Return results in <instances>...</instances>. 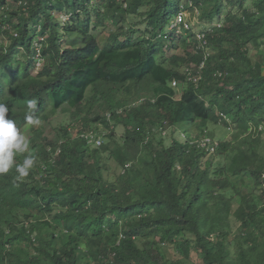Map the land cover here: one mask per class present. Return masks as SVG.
<instances>
[{"label": "trees", "instance_id": "obj_1", "mask_svg": "<svg viewBox=\"0 0 264 264\" xmlns=\"http://www.w3.org/2000/svg\"><path fill=\"white\" fill-rule=\"evenodd\" d=\"M15 1L0 29L10 39L0 45V102L23 135L30 129L36 162L27 177L15 164L0 174V264H185L193 249L203 264H264V0ZM182 4L202 30L164 33ZM98 24L114 27L104 45ZM31 99L39 127L25 120ZM50 108L73 130L51 127L49 138ZM211 123L232 139L217 140ZM99 125L101 146L79 135ZM110 158L122 170L114 178Z\"/></svg>", "mask_w": 264, "mask_h": 264}, {"label": "rangeland", "instance_id": "obj_2", "mask_svg": "<svg viewBox=\"0 0 264 264\" xmlns=\"http://www.w3.org/2000/svg\"><path fill=\"white\" fill-rule=\"evenodd\" d=\"M16 2L17 1H15V0H7V6H6V9H5V12H6V10H7L8 13H9L10 10L11 11H18L20 6H19V3L18 2L16 3ZM1 12L2 11H0V13ZM56 14H58V13H56ZM130 19L137 20L138 18L130 17ZM187 19L191 23V25H192L191 27H193L194 30H202V25L200 23L201 20L198 17V11H190L188 9ZM66 20L70 21L71 24H76L75 17H72V19L67 17V18H65L64 21H66ZM15 21L17 22V20H15ZM126 26L128 27L129 24H126ZM113 28H114L113 26L109 27V26H106V25L103 26V25L98 24V29L96 31H93V33H94V35H96L99 38L101 44L104 45V44L107 43V38L109 36V33H110L111 29H113ZM171 29H172L171 25L168 24L166 29L164 30V33H170ZM180 35H181L180 33H177V35L172 34V36H171V34H169V36L171 38H173V41H175V44H176L175 46L178 47L177 53L184 54V52L186 50H188L190 47L189 48H185V47L181 46L182 43H181V39H180L181 36ZM73 36H74V39H72V40L70 39L69 41L72 43V42H74V40H76V42H74L75 45L81 44V41H82L81 34L77 33L76 34V38H75V34H73ZM9 43H10L9 37L0 38V45L9 44ZM194 49L195 48H192V50H194ZM172 52L173 51H168L167 54L169 55ZM20 55H22V54H20ZM38 71L39 70H35L34 69L32 72L34 74H36ZM174 86L179 91L178 92V97H179L181 95V86H180V84L178 82ZM89 91L91 92V91H93V89L90 88ZM51 113H52V109L50 108V110H47L46 115H45V116H48L47 118H49L50 121L45 123V125H43L44 126L43 128L45 129V133H46V135L49 138L53 137V135H51L50 131H49L51 127H60L62 124L63 125L70 124L73 121L69 114L59 113L57 115H53L52 117H50ZM36 127H38V125H36ZM79 127H80V125L78 123L76 128L78 129ZM113 127H114V125H113ZM208 128H209L211 134H213V136H215V138L217 140H219V141L220 140H224V139H232V136H233L232 130L228 129V127L223 125V124H213V123H211V124H209ZM115 129H116V131H115L116 138L120 139V136H122V133L124 132V128H123V126L119 125V126L115 127ZM100 130L101 131H107L108 129L104 128L102 125H99L98 131H100ZM182 131L183 132H187V126L185 124L182 127ZM74 133H77V131H75ZM30 134H31L30 129H28L26 131V133H24L26 138H28L30 136ZM169 136H171V135L170 134L167 135L168 138L165 139L166 140V144L171 141ZM112 146H114L113 143H112ZM108 164H109V169H108V171H105L106 176L114 178V177L117 176V173L119 174L122 171L120 167L118 168L117 163H116V161L114 159L110 158V161H108ZM240 178H241L240 176L236 177L235 181L238 182L241 187L250 185V180H249L248 176H244L245 182H246L245 184H243L241 182ZM237 228H238V224H235L234 230H236ZM169 257H171L174 260H176V259L180 260V259L184 258L179 253L176 254L175 251H173V250L171 251V253H169ZM185 264H203V262H201L199 260L198 253L196 252L195 249H193L192 253H191V257L185 261Z\"/></svg>", "mask_w": 264, "mask_h": 264}, {"label": "clouds", "instance_id": "obj_3", "mask_svg": "<svg viewBox=\"0 0 264 264\" xmlns=\"http://www.w3.org/2000/svg\"><path fill=\"white\" fill-rule=\"evenodd\" d=\"M181 11V10H180ZM188 12V11H187ZM178 15V14H177ZM177 17V16H176ZM176 19V18H175ZM175 21V20H174ZM173 21V22H174ZM188 21V19H187ZM189 22V21H188ZM190 23V22H189ZM173 23L171 24L172 27ZM191 25V24H190ZM191 29V28H190ZM173 28L171 29V31ZM38 62V60H37ZM43 66V61H42ZM34 68L35 70H39L42 68ZM186 73V71H185ZM174 82V81H173ZM177 82V81H176ZM173 84V83H172ZM174 86V84H173ZM144 97L139 98V102L143 101ZM37 108V101L35 99L28 100L27 102V112L25 115V120L29 125H41L39 123V118L35 115ZM121 112V110H119ZM9 108L5 103L0 102V174H6L15 164V171L18 173V178H24L29 175V171L33 168L36 162V156L30 149V141L21 133V131L17 127V123L8 116ZM108 120L111 119V114H107ZM69 125L70 130L74 128V122L72 121ZM77 125V124H76ZM44 127V126H43ZM106 128L105 126H103ZM81 128V127H79ZM107 129V128H106ZM108 131V130H107ZM94 132L97 137L101 139V144H97L96 142H89L85 137L86 134ZM106 131H98V130H86L80 132V136L84 138L90 145L101 146L103 144V136ZM62 143V141H60ZM61 152V149L58 147L55 151V155L57 156ZM24 155L22 163H15L14 157L19 155Z\"/></svg>", "mask_w": 264, "mask_h": 264}, {"label": "built area", "instance_id": "obj_4", "mask_svg": "<svg viewBox=\"0 0 264 264\" xmlns=\"http://www.w3.org/2000/svg\"><path fill=\"white\" fill-rule=\"evenodd\" d=\"M124 5L127 6V3H125ZM184 7H185V5L182 4L181 5L182 10L178 13L175 21L173 22L172 28L181 27V25H183V23H184V26L186 29L191 28L190 23L187 21V11L184 10ZM5 9H6V6H2L0 8V11H2L0 13V29H3V30H7L10 28L8 23L4 22L2 19V17L6 18L9 15L7 12H5ZM197 35H198L200 42H198L199 44H197L196 48L197 49L206 48L207 41L204 38L205 34L204 33H198ZM41 40H42V38H39L38 41L36 42L37 51H40ZM40 66H42V60L39 59L37 62V68H40ZM203 66H204V62L202 63L201 67L198 68L197 72H200V70ZM186 74H187L188 80H190V81L194 80L198 84L200 77H197L194 74L192 67L186 69ZM173 84L176 85L177 82L174 81ZM85 137L88 139V141L90 143L96 142L97 144H101V139L99 137H97L94 132H90V133L86 134ZM212 141H214V140H212L210 137H203L200 140H198V143L202 147L211 148L213 150L215 147L214 145H216L217 143L215 142L213 145H211L213 143Z\"/></svg>", "mask_w": 264, "mask_h": 264}]
</instances>
